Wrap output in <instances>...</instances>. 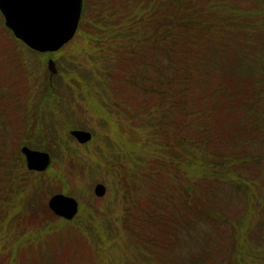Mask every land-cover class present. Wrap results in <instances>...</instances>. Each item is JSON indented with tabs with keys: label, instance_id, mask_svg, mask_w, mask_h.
<instances>
[{
	"label": "rangeland",
	"instance_id": "obj_1",
	"mask_svg": "<svg viewBox=\"0 0 264 264\" xmlns=\"http://www.w3.org/2000/svg\"><path fill=\"white\" fill-rule=\"evenodd\" d=\"M150 1L83 0L80 27L56 54L24 47L5 28L0 14V187L4 191L0 228L8 232L0 235V264H169V260L185 264L190 259L195 264L197 255L199 264H264V128L255 132L253 117L248 119L234 105H224L207 123L215 101L211 89L219 83L216 76L202 74L201 67L193 72L201 82L194 84L191 96L196 106L201 105L195 100L203 102L205 117L195 114L194 120L218 130L225 141L220 147L223 158L234 159L233 152L240 149L250 163L233 166L231 176L232 169L196 183L203 175L181 176L178 162L174 172L159 170V152L157 158L154 152L161 151L158 139L155 133L146 137L152 131L138 126L141 110L155 108L158 99L129 84L132 66L127 46L140 39L139 32L150 33L144 13ZM236 1L246 9L251 0ZM140 22L141 28L136 26ZM219 27L210 32L225 28ZM229 29L231 24L224 36ZM209 55L206 48L204 62ZM202 59L192 56L190 62L198 68ZM248 60L245 68L252 64L257 70L254 60ZM49 61L54 63L55 75L48 70ZM97 113L108 115L110 126ZM73 130L92 133V142L79 146L70 135ZM185 132L184 158L191 166L200 165L194 155L196 132ZM23 147L50 156L45 173L27 171L20 153ZM182 167L181 173L187 171ZM171 176L191 184L189 193L173 185ZM229 180L232 186L239 184L240 191L229 187ZM98 184L106 189L103 198L94 196ZM54 195L79 204L75 220L63 221L51 213L47 203ZM186 197L199 211L192 234L171 229L162 233L149 223L150 214L155 224L159 220L165 226L171 220L178 227L177 215L168 205ZM165 198L171 203L167 205Z\"/></svg>",
	"mask_w": 264,
	"mask_h": 264
},
{
	"label": "trees",
	"instance_id": "obj_2",
	"mask_svg": "<svg viewBox=\"0 0 264 264\" xmlns=\"http://www.w3.org/2000/svg\"><path fill=\"white\" fill-rule=\"evenodd\" d=\"M143 1L145 2V0ZM232 1L151 0L148 5H145L144 11L147 24L151 27L150 33L143 35L142 32H139L140 39L130 41L127 46L128 61L132 66L129 84L137 86V89L144 95L155 96L158 99L155 108L151 109L149 106H144L138 116L141 123V125L138 123L139 128L145 130L144 126L152 131V133L148 132L146 137L155 133L156 139H158L159 144L157 143V145H160L161 151H154L157 152L155 157H158V152L160 157L156 162L157 167L166 173L174 172L175 163L178 162L181 176L186 172L190 174L189 178L203 175L196 183L204 182L207 175L219 178L225 170L232 169L229 173L231 176L234 171L233 166L236 169L237 167H244L250 163V160H248V154L240 149L233 152L235 154L234 159L223 158V150L220 147L224 145L225 141L223 137L218 135V130L215 132V129L210 125L207 127L208 125H205L202 120H194L195 114L201 115L203 119L205 117L203 102L200 99L195 100L201 105L196 106L192 101L191 93L196 88L194 84L201 82L197 78H193L195 70L198 71L201 67L202 74L216 76L219 83L218 86L216 84L211 89L215 101L211 104L210 111L208 110L210 114L205 118L207 123H210L209 118L216 117L224 105H234L240 107L248 119L253 117L255 132L264 128V0H247L250 6L246 9L239 1ZM201 2L203 5H200ZM229 24H231V29L227 31L228 36L226 37L224 33ZM233 25H235L234 29H232ZM136 26L143 27L141 22ZM219 26H225L224 30L214 34L210 32L214 29L220 30ZM255 46L257 48H253ZM175 47H178V52H175ZM245 47L249 48L250 52L245 53ZM206 48H208V52L210 51V55L204 62L202 56ZM147 49H150L149 53ZM173 54L175 55L172 57ZM252 54L254 56H250ZM192 56L200 57L203 64L197 68L190 62ZM160 57H163L161 63ZM248 58L254 60L253 62L258 66L257 70L252 64L248 69L245 68V64L249 63ZM230 61H233L232 65L228 64ZM239 62H241L240 67ZM137 74H141V77L139 78ZM131 88L135 89L134 87ZM223 102L224 104H222ZM101 105L99 104V106ZM262 106L263 109H260ZM104 114L97 113L96 117L110 126L105 119V116L108 115ZM179 116L180 119L178 120ZM188 129L196 132L194 134V136L196 135L194 148L196 146L198 150L194 152V155L201 160H198L200 165L191 166L188 159L184 158L183 140L185 137L186 140L188 138L185 132ZM154 143H150V148ZM175 149H177L178 154L175 153ZM167 156L171 160H168ZM251 162L256 161L251 160ZM182 166L187 171L181 173ZM137 169L141 170L140 167ZM137 178L139 179V177ZM229 179H233V177ZM170 181L173 185H178L180 189H183L185 193H189L187 187H191V184L187 186L185 185L186 181L184 183L178 182L174 180L173 176L170 177ZM231 183L233 181L229 180V187L235 188V191H240L237 189V187H241L238 186L239 184L232 186ZM214 186L211 192H213ZM3 192L2 187H0V203ZM188 199L189 197L179 199V201L168 205L171 200L165 198L167 205L172 207L174 216L177 215L178 227L172 225L171 220L165 226L159 224V220H155L157 223L155 224L152 222L150 214L147 216L148 219H151L149 223H152L153 226H159L162 233L171 229L184 232L186 235L192 234L194 232L192 221L193 219L196 220V214L199 211L195 210ZM183 203L186 204L180 208L176 206ZM7 205L5 203V206ZM9 216L8 214L7 218ZM2 229L1 226V237L7 236L8 232ZM167 244L171 245L169 241ZM198 258V255L194 258L195 264H199ZM179 261L169 260V264H180ZM191 261L190 259L185 264H190Z\"/></svg>",
	"mask_w": 264,
	"mask_h": 264
},
{
	"label": "water",
	"instance_id": "obj_3",
	"mask_svg": "<svg viewBox=\"0 0 264 264\" xmlns=\"http://www.w3.org/2000/svg\"><path fill=\"white\" fill-rule=\"evenodd\" d=\"M0 14L13 37L29 50L40 54L56 53L76 34L82 0H0ZM48 70L51 75L56 74L52 61L48 62ZM71 136L81 145L92 139L91 134L84 131H73ZM21 154L29 172L43 173L50 165L46 153L23 147ZM94 195L102 198L104 186H95ZM48 208L56 217L71 221L77 214L78 204L72 198L55 195L49 200Z\"/></svg>",
	"mask_w": 264,
	"mask_h": 264
}]
</instances>
